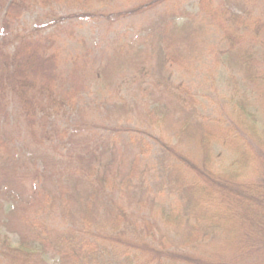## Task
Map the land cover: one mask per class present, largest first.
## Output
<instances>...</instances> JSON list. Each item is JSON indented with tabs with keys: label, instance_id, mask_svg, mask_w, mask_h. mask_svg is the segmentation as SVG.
I'll return each instance as SVG.
<instances>
[{
	"label": "rangeland",
	"instance_id": "374dc122",
	"mask_svg": "<svg viewBox=\"0 0 264 264\" xmlns=\"http://www.w3.org/2000/svg\"><path fill=\"white\" fill-rule=\"evenodd\" d=\"M51 1V5L41 2L23 13L8 32L0 28V36L9 32L33 36L32 45L43 52L42 73L37 76L50 79L66 103L53 121L55 127L33 136L16 99H6V118L0 119V233L12 242L18 241L27 218L46 220L56 227L71 225L73 218L63 216V205L72 211L69 202L76 191L86 192L90 169H106V161L117 151L113 143L124 147L115 155L114 169L129 167L144 141L148 144L144 143L145 162L153 166L160 150L156 138L164 127L149 130L145 106L136 112L130 105L125 111L129 115L124 116L117 105L140 103L148 97L145 90L153 75L148 73L156 69L163 50L170 56L167 73L174 83L188 89L200 113L237 119L244 105L255 113L256 127L264 134V119L257 114L264 102V28L253 34L256 23H263L258 20L263 1L169 0L141 12L136 8L149 0ZM236 4H245L252 18L248 37L235 40L236 48H232L219 23L224 8ZM5 12L0 9V22ZM246 53L253 55L247 71L242 68ZM158 100L152 95L149 104ZM160 111L156 119H163ZM79 123L80 131L71 138L70 126ZM215 156L216 170L226 172L233 155L216 148ZM261 176L259 170L256 177ZM123 182L119 177V197L131 193ZM146 196L123 204L159 220L167 203L160 197L149 206L140 204L141 199L149 201ZM136 229L144 231L140 225ZM40 264L60 263L47 255Z\"/></svg>",
	"mask_w": 264,
	"mask_h": 264
},
{
	"label": "trees",
	"instance_id": "16d2710c",
	"mask_svg": "<svg viewBox=\"0 0 264 264\" xmlns=\"http://www.w3.org/2000/svg\"><path fill=\"white\" fill-rule=\"evenodd\" d=\"M168 1H144L136 10H153ZM260 1L258 20L263 23H256L253 34L264 28V0ZM41 2L51 5L53 1L12 0L8 4L0 0V9L6 11L0 22L2 31L8 32L18 17ZM251 18L245 4L225 7L220 13L221 30L232 48H236L235 40L248 37ZM32 38L12 32L0 36V119L5 120L6 99L12 96L31 135L36 136L55 127L53 121L66 103L50 79L38 78L43 52L32 45ZM164 53L160 52L156 69L148 73L153 74L145 90L148 97L140 103L117 105L124 116L129 115L125 111L130 105L136 112L145 106L149 130L164 127L156 138L160 150L153 166L145 162L148 144L144 141L147 145L141 143L129 167L114 169L115 155L124 147L113 143L117 151L106 161V169H90L86 192L76 191L69 202L72 211L63 205V216L72 217L73 223L56 227L46 220L27 218L17 242L0 233V264H40L47 255L58 258L60 264H264V134L256 127V115L244 105L237 119L200 113L188 89L174 83L167 73L170 56ZM243 58L242 68L250 70L253 55L246 53ZM152 95L159 100L151 105ZM159 110L163 119H156ZM257 114L264 119V102ZM80 125L70 126L71 138ZM216 148L234 157L226 172L215 168ZM259 170L261 178L256 177ZM119 177L131 192L122 197L117 190ZM139 195H148L149 201L140 200L148 206L157 198L165 200L159 220L123 204Z\"/></svg>",
	"mask_w": 264,
	"mask_h": 264
}]
</instances>
